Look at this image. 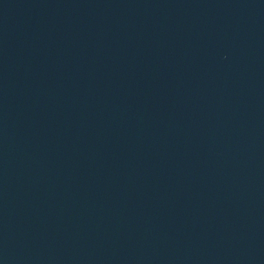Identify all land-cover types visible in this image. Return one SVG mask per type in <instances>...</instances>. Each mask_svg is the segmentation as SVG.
I'll use <instances>...</instances> for the list:
<instances>
[{
    "label": "water",
    "instance_id": "95a60500",
    "mask_svg": "<svg viewBox=\"0 0 264 264\" xmlns=\"http://www.w3.org/2000/svg\"><path fill=\"white\" fill-rule=\"evenodd\" d=\"M0 264H264V0H0Z\"/></svg>",
    "mask_w": 264,
    "mask_h": 264
}]
</instances>
